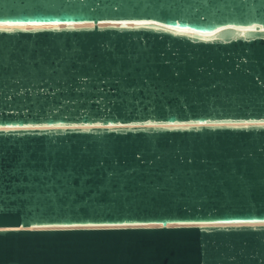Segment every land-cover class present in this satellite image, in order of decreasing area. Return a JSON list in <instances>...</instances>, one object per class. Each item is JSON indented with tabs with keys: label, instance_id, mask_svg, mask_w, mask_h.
I'll list each match as a JSON object with an SVG mask.
<instances>
[{
	"label": "water",
	"instance_id": "obj_1",
	"mask_svg": "<svg viewBox=\"0 0 264 264\" xmlns=\"http://www.w3.org/2000/svg\"><path fill=\"white\" fill-rule=\"evenodd\" d=\"M0 22V264H264V0Z\"/></svg>",
	"mask_w": 264,
	"mask_h": 264
},
{
	"label": "bare ground",
	"instance_id": "obj_2",
	"mask_svg": "<svg viewBox=\"0 0 264 264\" xmlns=\"http://www.w3.org/2000/svg\"><path fill=\"white\" fill-rule=\"evenodd\" d=\"M130 22V21H129ZM142 21H135V23H140ZM122 23L127 24V21H122ZM132 23V22H130ZM65 23H59V22H0V27H5V28H11L13 26H19V27H41V26H60ZM69 25H89L91 22H76V23H67ZM176 30H186V31H191L188 28H175ZM244 27H240V30H243ZM201 36L203 37H210L214 33L211 32H201ZM264 122V121H262Z\"/></svg>",
	"mask_w": 264,
	"mask_h": 264
}]
</instances>
